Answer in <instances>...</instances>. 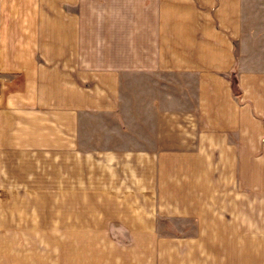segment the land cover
<instances>
[{
	"label": "crops",
	"instance_id": "crops-1",
	"mask_svg": "<svg viewBox=\"0 0 264 264\" xmlns=\"http://www.w3.org/2000/svg\"><path fill=\"white\" fill-rule=\"evenodd\" d=\"M2 229L264 264V0H0Z\"/></svg>",
	"mask_w": 264,
	"mask_h": 264
},
{
	"label": "rangeland",
	"instance_id": "rangeland-1",
	"mask_svg": "<svg viewBox=\"0 0 264 264\" xmlns=\"http://www.w3.org/2000/svg\"><path fill=\"white\" fill-rule=\"evenodd\" d=\"M42 238L38 231L0 230V264H52V255L46 252L52 239Z\"/></svg>",
	"mask_w": 264,
	"mask_h": 264
}]
</instances>
